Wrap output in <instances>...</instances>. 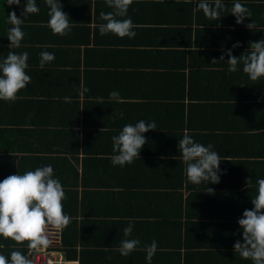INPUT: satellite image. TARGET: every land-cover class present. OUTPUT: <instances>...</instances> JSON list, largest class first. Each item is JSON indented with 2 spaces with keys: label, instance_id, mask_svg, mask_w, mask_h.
<instances>
[{
  "label": "crops",
  "instance_id": "crops-1",
  "mask_svg": "<svg viewBox=\"0 0 264 264\" xmlns=\"http://www.w3.org/2000/svg\"><path fill=\"white\" fill-rule=\"evenodd\" d=\"M60 2L70 17L71 31L65 36L53 35L47 27L49 9L44 0H36L40 12L25 19L21 26L25 36L16 49L8 47L10 25L6 20L13 10L20 15L24 0L20 6H8L5 0L0 8V61L9 51L27 52L26 72L31 76V83L17 94L15 102L0 100V172L14 166L23 174L36 169L38 159L49 155L55 164L67 158L81 171L82 160L93 156H88L91 151L87 149L104 148L122 130L121 125L140 119L155 121L157 129L143 134L147 142L140 158L123 166L130 173L117 175L134 185L130 190L122 188L125 194L134 189L156 191L159 200L150 202L154 210L170 209L175 200L169 193L174 180L179 179L177 169L180 166L184 171L186 167L179 158H172L180 155L174 136L192 132L199 138L193 137L196 142L212 144L225 159L220 164L223 174L219 183L191 184V190L198 193L193 198L198 206L212 209L198 213L219 226L231 221L218 215H233L234 222L239 205L223 200L232 198V192L247 189L245 176L251 179L253 189H257V179L264 178V78L250 80L242 71V63L236 72H229L227 56L225 61L211 62L213 58L219 60L222 49L231 48L237 41L241 46L232 51L239 56L247 54L249 41L264 38V0H238L252 13L243 24H237L230 13L237 0H222L226 8L219 21L206 18L202 10L194 11L195 0H133L125 17L135 25L136 36L131 39L99 33L98 25L103 23L99 13L112 11L105 0ZM252 21L256 27L249 30L245 25ZM42 51L55 54V60L43 70L39 68ZM81 85L89 91L82 93ZM112 91L119 92L121 102H109ZM65 97L71 101L66 102ZM100 97L103 104H98ZM51 145L59 146L45 152ZM208 187L213 192L208 193ZM82 189L77 186L79 195ZM183 191L186 198L190 191ZM202 195L211 201L199 202ZM87 197L93 200L91 195ZM104 198L99 197L101 207ZM249 204L246 206L252 208ZM207 230L188 231L181 238L174 231L158 236L166 237L167 243L162 242L151 264H252L233 251L234 242L242 241L239 225ZM55 234L61 236V230L50 239ZM127 238L141 239L134 233ZM144 245L141 241L129 256H103L98 264H148Z\"/></svg>",
  "mask_w": 264,
  "mask_h": 264
},
{
  "label": "clouds",
  "instance_id": "clouds-1",
  "mask_svg": "<svg viewBox=\"0 0 264 264\" xmlns=\"http://www.w3.org/2000/svg\"><path fill=\"white\" fill-rule=\"evenodd\" d=\"M48 7L49 20L47 27L53 35L65 36L72 28L69 15L62 10L60 0H44ZM159 2V0H158ZM176 3L182 0H175ZM187 2V0H183ZM8 6L21 5V0H6ZM105 3L112 9L110 12H100L99 16L103 23L98 25L99 33L103 36L114 34L119 38H134L135 25L131 18L127 17L128 9L133 0H105ZM194 11H203L206 18L212 21H219L221 11L226 5L222 0H195ZM40 8L36 0H24L20 15L13 10L7 14L6 23L10 25L6 36L10 42L8 47L16 49L21 47L25 36L22 25L25 19L32 14H38ZM230 13L235 17L237 24H243L245 17L251 18V11L242 3L234 2ZM220 25L218 24L217 27ZM253 30L256 25L252 21L245 25ZM247 54L233 55V49L240 47V42L233 43L229 49H222L219 60L212 59L211 64L217 61H225L228 57L229 72H236L238 64L242 63V71L252 81L264 78V38L257 41H249ZM245 52V51H244ZM39 68L55 60V54L48 51L39 53ZM29 54L27 52L17 53L9 51L7 56L0 61V100L15 102L17 94L31 83V76L27 74ZM243 86V85H241ZM82 93L89 91L81 85ZM103 97L99 98L98 104H103ZM109 102H121L119 92L109 93ZM70 102V97H65ZM157 129L155 121L148 122L144 119L138 120L135 124H125L118 135L112 136L113 153L110 157L113 166H125L131 164L135 159L140 158V151L147 142L143 135L149 130ZM213 145L207 146L196 142L187 132L178 140L179 158L185 164L187 181L199 185L202 182L216 184L220 182L223 174L220 164L222 160L218 152L213 150ZM245 186L252 187L251 179H246ZM256 195L251 198V209H245L242 217L238 218V225L242 229V241L237 239L233 244L234 253H238L244 260H251L252 264H264V178L256 181ZM209 188V187H208ZM213 192L209 188V192ZM64 187L58 178L54 177V169L51 165L37 167L23 174H11L0 180V237L4 240H12L13 247L23 245L28 249V254L20 250H13L10 258L0 254V264H33L30 255L47 249L52 240L50 237L66 228L71 223V218L63 211L62 201L66 199ZM133 232V223L130 222L123 229L125 239L120 241L119 247L114 249L122 256H129L140 246L141 241L133 238L128 239ZM25 242L26 245H25ZM5 247L0 243V249ZM146 252V260L151 264L152 258L158 250L155 240L150 245L143 246ZM110 259V258H109ZM48 264H52L51 261Z\"/></svg>",
  "mask_w": 264,
  "mask_h": 264
},
{
  "label": "trees",
  "instance_id": "trees-1",
  "mask_svg": "<svg viewBox=\"0 0 264 264\" xmlns=\"http://www.w3.org/2000/svg\"><path fill=\"white\" fill-rule=\"evenodd\" d=\"M4 5L5 0H0V8ZM131 121L133 122V120ZM120 127L123 128L122 125ZM206 128L210 129L209 127ZM203 129L206 132L210 131ZM120 131L117 133L119 134ZM188 134L199 139L192 132H188ZM183 135L181 133L178 137H183ZM174 137H176L178 142L179 138L177 135ZM55 146H48L44 151L51 152ZM77 148V143L74 141V149L77 150ZM87 150L88 153L91 151L88 156L90 154L93 156L82 160L81 171L78 170V166L67 158L55 164L54 161L49 160L51 155L38 159L37 165V167L51 165L54 169V177L58 178L64 187L67 198L62 201L63 211L71 218V223L61 230L60 242L67 257L73 261L77 260L79 264H98L99 261L104 259L103 256L109 259L110 257H115L113 254L119 255L120 253L114 249L119 247V239L123 240L125 238L123 229L130 222L133 223L132 233L140 236L142 243L150 245L155 240L158 242V248L161 247L163 241L167 243L166 237L158 236H164V234L172 233V231L178 233L181 238L188 231H206L207 229L220 231L221 226L238 225L237 219L242 216L240 213L244 209H251V207L246 206L248 203L251 204L248 199L251 200L252 196L256 195V189H253V187L251 190L232 192L233 197L223 201L231 202L236 206L239 205V212H234V216H236L234 222L233 215L226 217L218 215L221 219H230L229 221H231L230 223H220L219 226L214 221L211 222L208 219H204L202 216L204 213H198L201 212L200 210L211 209V207L203 206L202 204L198 206V203L193 200L195 196H198V193L196 194V192L191 190V187H193L192 183L187 181L185 171L179 166L177 169L179 179L177 182L174 180L171 186L172 191L169 193V198L171 197V199L175 200L174 205L170 209L168 207H159V211H155L150 202L157 203L159 200L156 191H146L144 189L136 191L134 189L128 194L123 191L122 188L130 190L134 188V185L129 182L126 183L125 178L121 180L117 177L119 173L128 174L130 171L123 169L121 166H113L110 159L114 155L112 140L108 141L104 148L96 146V148ZM76 161L78 162L77 158ZM2 166L3 164L0 163V170ZM5 166L8 168V163ZM9 169L10 171L0 172V180L9 176L7 174L9 172L18 173L14 166H10ZM19 171H23V169ZM238 181L241 182L240 186L242 187L241 179H238ZM245 181L246 176L243 179V184ZM77 186H80L81 189L83 188L81 195L77 192ZM136 187L139 189V186L136 185ZM184 189L190 191L186 198L183 195ZM87 195H91L93 200H89ZM165 195L164 193L161 198ZM99 197H105V205H102V207L100 206ZM154 197L157 200L153 201ZM198 201L208 204L211 200L208 196L205 195L203 197L202 195ZM230 207L233 210L231 205ZM207 218L211 217H208L207 214ZM108 241L111 242L108 244ZM0 243L5 245L3 249H0V254H4L9 258L13 250H20L26 255L28 254V249L23 245H16L14 248V242L10 239L4 240L0 237ZM107 255L110 257H107ZM157 259L158 257H155V261ZM145 262L144 260L143 263ZM115 263L118 262L116 261Z\"/></svg>",
  "mask_w": 264,
  "mask_h": 264
},
{
  "label": "built area",
  "instance_id": "built-area-1",
  "mask_svg": "<svg viewBox=\"0 0 264 264\" xmlns=\"http://www.w3.org/2000/svg\"><path fill=\"white\" fill-rule=\"evenodd\" d=\"M50 246L40 252H34L30 255V259L33 260V264H48L49 261L52 264H72L74 261L67 257V254L60 242V235L55 234L51 239Z\"/></svg>",
  "mask_w": 264,
  "mask_h": 264
}]
</instances>
